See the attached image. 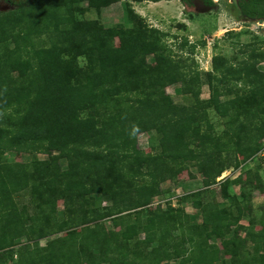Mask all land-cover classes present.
Returning <instances> with one entry per match:
<instances>
[{
  "label": "trees",
  "instance_id": "16d2710c",
  "mask_svg": "<svg viewBox=\"0 0 264 264\" xmlns=\"http://www.w3.org/2000/svg\"><path fill=\"white\" fill-rule=\"evenodd\" d=\"M81 1L31 0L0 14V156L5 151L48 156L30 162L0 158V264H168L179 256L180 264H264V205L262 218L254 222L249 200L222 194L227 180L217 181L224 170L259 152L264 125L251 122L247 130L236 118L215 135L209 110L218 115L235 110L241 92L207 72L209 96L201 98L193 58L175 55L164 34L145 25L106 27L97 19L76 20L74 4ZM118 1L87 0L97 11ZM235 3L245 20L264 21V0ZM126 16L124 9L123 21ZM80 56L84 66L77 62ZM257 76L261 86L250 94L254 121L264 115V72ZM175 83L191 104L175 103L166 92ZM228 95L233 97L221 99ZM152 131L157 144L145 152L138 136ZM189 164L204 175V188L196 194L204 199L218 184L231 202L192 201L201 210L195 227L203 235L195 238L193 225L182 239L189 250H172L169 219L182 211L163 210L152 199L165 192L163 182L176 180ZM233 179L241 183L247 173ZM21 192L28 195L25 203L17 201ZM96 194L109 204L94 206ZM244 216H249L247 226L241 223ZM106 217L113 228L102 223ZM16 235L29 243L18 247ZM44 238L52 239L35 246Z\"/></svg>",
  "mask_w": 264,
  "mask_h": 264
},
{
  "label": "rangeland",
  "instance_id": "374dc122",
  "mask_svg": "<svg viewBox=\"0 0 264 264\" xmlns=\"http://www.w3.org/2000/svg\"><path fill=\"white\" fill-rule=\"evenodd\" d=\"M172 1H174L172 4H153L152 1L119 0L112 6L102 7V13L99 14L100 11L91 8L87 0H83L74 4V6H77L75 7L74 18L76 20L97 18L98 22L102 21L104 26L137 28L140 25H145L156 31L159 30L165 35L164 40L175 55L183 54L190 59L193 58L195 68L201 75V98L209 96V88L206 84L207 72H212L214 77L221 78L223 82L229 80L241 92V100L235 110L223 115H218L212 109L209 110V117L214 124L213 133L215 135H221L224 132L223 130L229 127L236 118L246 123L247 130L252 128L250 126L251 122L256 125H264V115H260L254 121L250 110L254 108L255 104L254 97L252 96V99H250L251 91L261 86L262 81L257 74L260 71L264 72V21L256 22L242 18L235 0H212L215 2L212 8H205L198 4L187 6L179 0H170V2ZM124 9L127 14L125 21H123ZM115 44H119L118 38H115ZM214 58H216V63L213 64ZM147 61L153 64V56L148 55ZM77 62L80 66H84L86 59L80 56L77 58ZM166 92L175 103L189 105L193 102L189 95L181 92L179 83L169 85ZM231 97L233 95L223 96L221 99L225 100ZM251 101L252 103H250ZM157 140L158 136L155 132H144L138 136V146L145 152H150L151 149L155 148L154 145L157 144ZM0 158L7 162H30L36 159L45 160L48 156L41 153L26 154L17 151H5ZM260 158H263L262 161L259 160ZM66 162V159L61 160L60 165L62 168H66ZM186 168L187 170L183 171L176 180L163 182L162 188L165 192L152 199L153 206L158 203L163 210H169L170 206H175V208L182 211L178 218L169 219L174 223L173 243L170 247L172 250H175V246L178 247V250H182V248L189 250L190 243L186 240L182 241V239L187 236V231L193 225L195 230L193 236L196 238L203 235L201 230L195 227L196 224L201 222V210L192 206L194 200L206 201L210 198L219 206H229L231 199L224 196L234 194L239 201L244 200V198L249 200L248 205L252 208L249 216L253 218L254 222L262 218L261 208L264 205V138L260 140L259 152L251 160L235 167L234 171L228 174L226 184H222V191H224L222 194L225 195L220 193L219 185L214 184L207 191L208 197L201 198L196 193L204 188L202 185V176L204 175L198 173L190 164ZM227 170H224V172ZM243 172L247 173V179L241 181L242 184L238 182L231 183L234 177ZM17 201L19 203L27 202V193H19ZM93 203L94 206L100 208L109 204V202L102 201L98 194L94 196ZM147 208L152 207L148 206ZM147 208L144 209L143 214L146 213ZM62 215L63 203L59 200L58 216L60 219ZM182 215H186L187 219ZM249 216H244L241 223L247 226ZM102 223L108 229L113 228L111 217L104 218ZM241 234L244 235V232L242 231ZM52 238L40 239L34 244L35 246H44ZM139 238H143V234H140ZM15 242H17L18 247L29 243L24 236L20 235H16ZM130 246L134 247L133 241ZM30 247L32 248L31 245ZM187 255L188 253H185L184 256ZM181 259V256L172 258L168 261V264H180ZM5 264L12 263L7 262ZM135 264L141 263L135 262ZM216 264L220 263L217 262Z\"/></svg>",
  "mask_w": 264,
  "mask_h": 264
},
{
  "label": "flooded vegetation",
  "instance_id": "af4514ba",
  "mask_svg": "<svg viewBox=\"0 0 264 264\" xmlns=\"http://www.w3.org/2000/svg\"><path fill=\"white\" fill-rule=\"evenodd\" d=\"M30 1L31 0H0V14L18 9L21 6L28 4ZM195 4L205 8H212L210 6H206L201 1H195Z\"/></svg>",
  "mask_w": 264,
  "mask_h": 264
},
{
  "label": "built area",
  "instance_id": "2783aa9c",
  "mask_svg": "<svg viewBox=\"0 0 264 264\" xmlns=\"http://www.w3.org/2000/svg\"><path fill=\"white\" fill-rule=\"evenodd\" d=\"M234 169H230V170H227L226 172H222L220 176L217 177V181H221L223 180L224 178H226L228 176V174H230L231 172H233ZM227 173V174H225ZM225 174V175H224ZM158 204V203H157Z\"/></svg>",
  "mask_w": 264,
  "mask_h": 264
},
{
  "label": "bare ground",
  "instance_id": "6f19581e",
  "mask_svg": "<svg viewBox=\"0 0 264 264\" xmlns=\"http://www.w3.org/2000/svg\"><path fill=\"white\" fill-rule=\"evenodd\" d=\"M215 1H218V0H215ZM150 2H151V1H150ZM173 2H174V1L170 2V1L162 0V1L151 2V3H153V4H161V3H162V4H163V3H166V4L169 3V4H170V3H171V4H172Z\"/></svg>",
  "mask_w": 264,
  "mask_h": 264
},
{
  "label": "crops",
  "instance_id": "0c3cea01",
  "mask_svg": "<svg viewBox=\"0 0 264 264\" xmlns=\"http://www.w3.org/2000/svg\"><path fill=\"white\" fill-rule=\"evenodd\" d=\"M114 4H116V2L115 3H112L111 5H109V6H112V5H114ZM108 7V6H107ZM124 6L122 5V8H123ZM100 13H102V9L100 10V12H99V14ZM95 19H97V18H95ZM123 20H124V15H123ZM101 21V20H100ZM101 23L103 24V22L101 21ZM104 25V24H103ZM106 26V25H105ZM106 27H109V26H106Z\"/></svg>",
  "mask_w": 264,
  "mask_h": 264
}]
</instances>
